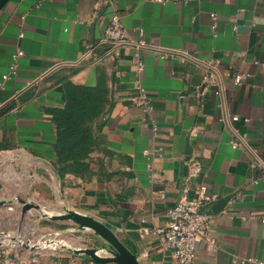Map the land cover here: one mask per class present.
<instances>
[{"label": "crops", "instance_id": "obj_1", "mask_svg": "<svg viewBox=\"0 0 264 264\" xmlns=\"http://www.w3.org/2000/svg\"><path fill=\"white\" fill-rule=\"evenodd\" d=\"M38 1L10 0L0 11V82L17 48L24 51L18 72L0 87V103L13 106L0 117V202L22 198L41 208L22 217L18 203L2 204L0 218L19 213L21 220L42 224L32 234L58 243L15 249L13 264H117L76 251L103 240L71 220L51 219L69 210L108 225L140 264H182L155 229L165 225L168 208L184 190L193 196L199 183L229 201L221 212L208 208L216 243L201 242L193 264H264V181H253L249 154L232 147L219 96L213 89L199 94L207 72L193 59L220 61L228 111L241 117L236 128L264 154V0H116L130 34L138 38L143 29L153 47L143 53L142 83L155 104L156 135L133 104L134 49L103 42L112 8L97 10L94 0H43L37 8ZM155 47L192 57L165 58ZM238 73L244 76L240 86L234 83ZM66 82L100 86L108 113L88 170L62 176L50 110L65 107Z\"/></svg>", "mask_w": 264, "mask_h": 264}, {"label": "built area", "instance_id": "obj_2", "mask_svg": "<svg viewBox=\"0 0 264 264\" xmlns=\"http://www.w3.org/2000/svg\"><path fill=\"white\" fill-rule=\"evenodd\" d=\"M39 0L36 7L39 8L41 2ZM97 10H101L104 7H111L112 14L110 20L105 28L103 42L111 44L113 46H129L134 49L132 56V65L135 71V91L136 94L133 97V104L141 109L146 118L152 125L154 135L159 130V124L155 117V104L149 93L142 83L143 74L145 71V62L143 60L144 51L153 48L146 38L144 37V30L140 29L139 37H133L123 22V14L120 10L115 8L116 0H94ZM164 1V0H160ZM216 19L217 14H212ZM21 26L24 25L25 15L21 17ZM216 24L214 23L213 29ZM236 29V28H235ZM215 33V32H214ZM23 32L20 33V37H23ZM163 57L168 58L173 55H180L184 60L192 56H189L186 52H178L175 50H167L164 48L155 47ZM24 55V51L21 48H17L13 54V63L10 66V71L4 74L3 80L0 82V87H3L5 81L11 78L18 72L19 58ZM199 64L206 68L205 84L200 88L199 94H205L210 89H213L214 93L219 96L221 100V106L224 110V114L221 120L232 132L231 145L234 148H242L249 156L250 168L257 172V177L254 178V182L264 181V154L262 150L251 144L246 133H241L236 128V123L241 120V117L237 114H231L228 111V102L226 96V85L224 83L223 75L220 71V61L218 59H212L210 61H201L193 58ZM256 63H259L258 61ZM264 65V62H262ZM243 74H236L234 76V83L237 86L243 83ZM30 85L31 82H28ZM4 108V104L0 103V110ZM244 121L249 123V119L245 118ZM156 154H161L162 148L155 147L152 150ZM148 150L145 154H148ZM195 162L193 161V165ZM196 170V167H193ZM148 171L150 179H155V169L153 164L148 165ZM193 196H190V189L186 188L180 198V200L172 207L168 208L166 212L167 221L164 226L155 229V233L161 236L164 247L168 248L175 259L182 264H193L196 258L197 250L201 242L209 243L210 247H214L216 241L210 236L214 227V213L208 210L219 198V193L210 190L209 186L205 183L197 184L193 189ZM162 195H164L162 193ZM13 204V203H12ZM13 209L12 206L9 207ZM251 215H255L254 212ZM264 221V218H263ZM15 233L5 232L0 230V264H13L12 256L14 254V246L9 238L15 237L18 240L21 238L19 235H13ZM24 241V240H21ZM32 242L31 239L24 241ZM40 242V241H38ZM20 244L19 242H14ZM12 245V246H11ZM21 245V244H20ZM21 247H23L21 245ZM24 248V247H23ZM26 249V248H25ZM27 250V249H26Z\"/></svg>", "mask_w": 264, "mask_h": 264}, {"label": "trees", "instance_id": "obj_3", "mask_svg": "<svg viewBox=\"0 0 264 264\" xmlns=\"http://www.w3.org/2000/svg\"><path fill=\"white\" fill-rule=\"evenodd\" d=\"M65 89V107L50 110L57 127L56 166L62 176L68 171L88 170L87 160L97 145L102 119L108 113L104 107L105 92L100 86L66 82ZM12 108L1 109L0 117Z\"/></svg>", "mask_w": 264, "mask_h": 264}, {"label": "water", "instance_id": "obj_4", "mask_svg": "<svg viewBox=\"0 0 264 264\" xmlns=\"http://www.w3.org/2000/svg\"><path fill=\"white\" fill-rule=\"evenodd\" d=\"M10 0H0V11L2 8L9 2ZM229 197H224L216 201L212 209L214 212H221L228 204ZM12 204L18 203L21 206V214L22 217L25 216L30 210H40L41 206L34 202L29 201L28 199L17 198V200H8L0 202L2 204ZM54 220H71L75 224L79 226L80 230H91L97 236L101 237L103 240V245L99 247H84L76 250L80 253H85L91 256L97 262H115L117 264H140L138 260V256L132 252L125 243L120 239V237L104 222L99 219L82 214L80 212L69 210L64 214L56 215L55 217H51ZM12 239L16 242H19L24 248L29 251L36 250L41 245H56L58 241L56 240H48L43 242H37L32 244L31 242H24L18 240L15 237ZM60 243V242H59Z\"/></svg>", "mask_w": 264, "mask_h": 264}, {"label": "rangeland", "instance_id": "obj_5", "mask_svg": "<svg viewBox=\"0 0 264 264\" xmlns=\"http://www.w3.org/2000/svg\"><path fill=\"white\" fill-rule=\"evenodd\" d=\"M5 219V220H3ZM0 221H1V226L4 227L3 229H5L6 231L8 232H18V228L22 229L21 232H18L17 234H13V235H16V237H18L19 235L21 236V238H19L20 240H24V241H27L29 239L33 240V241H40V242H45V241H48L49 240V237H45V238H41V236L43 235V233H36V234H32L33 232V229H37L38 227L41 228L42 224L40 225L39 223H33V221H28L26 219H20V214L17 213L16 215L14 216H9V214H5V215H2L1 218H0ZM30 226L27 231L24 230V227L25 226ZM31 233V234H29ZM42 239V240H41ZM9 240L12 242L11 244L12 245H15L14 248L15 249H19L20 251L19 252H22L24 249L23 247H21L20 244H17V243H14L15 241L12 239V238H9ZM11 245V246H12ZM46 245V244H44Z\"/></svg>", "mask_w": 264, "mask_h": 264}]
</instances>
